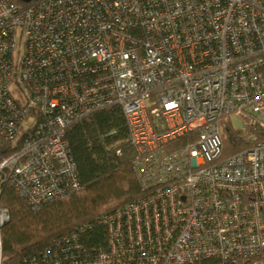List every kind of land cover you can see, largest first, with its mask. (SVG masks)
I'll return each mask as SVG.
<instances>
[{"label": "built area", "instance_id": "built-area-1", "mask_svg": "<svg viewBox=\"0 0 264 264\" xmlns=\"http://www.w3.org/2000/svg\"><path fill=\"white\" fill-rule=\"evenodd\" d=\"M27 5L0 0V193L76 191L66 129L117 106L145 194L102 218L103 246L70 233L26 264H264V0ZM231 118L244 144L222 156Z\"/></svg>", "mask_w": 264, "mask_h": 264}, {"label": "trees", "instance_id": "trees-1", "mask_svg": "<svg viewBox=\"0 0 264 264\" xmlns=\"http://www.w3.org/2000/svg\"><path fill=\"white\" fill-rule=\"evenodd\" d=\"M26 7V3L12 0ZM70 153L76 163L80 186L64 198L31 209L4 184L0 206L8 212V221L0 232V264H26L38 257L60 237L76 233L81 244L92 250L106 243L102 218L145 194L133 168V150L127 142L126 119L117 106L93 112L66 129ZM241 131L226 124L223 130V154L243 148ZM120 149V154L115 149ZM7 154L9 144L0 142Z\"/></svg>", "mask_w": 264, "mask_h": 264}, {"label": "rangeland", "instance_id": "rangeland-1", "mask_svg": "<svg viewBox=\"0 0 264 264\" xmlns=\"http://www.w3.org/2000/svg\"><path fill=\"white\" fill-rule=\"evenodd\" d=\"M231 120H232L233 126H234L236 129H239V128L241 127L242 123H241L238 119H236V118H231Z\"/></svg>", "mask_w": 264, "mask_h": 264}, {"label": "water", "instance_id": "water-1", "mask_svg": "<svg viewBox=\"0 0 264 264\" xmlns=\"http://www.w3.org/2000/svg\"><path fill=\"white\" fill-rule=\"evenodd\" d=\"M20 2H23V3H29L31 0H19Z\"/></svg>", "mask_w": 264, "mask_h": 264}]
</instances>
